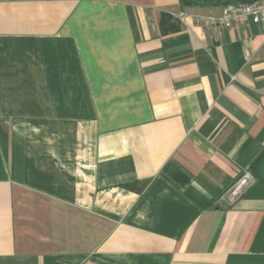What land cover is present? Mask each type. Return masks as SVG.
<instances>
[{
  "label": "crops",
  "instance_id": "crops-1",
  "mask_svg": "<svg viewBox=\"0 0 264 264\" xmlns=\"http://www.w3.org/2000/svg\"><path fill=\"white\" fill-rule=\"evenodd\" d=\"M223 8L0 0V264H264V180L224 193L264 152V30L191 18Z\"/></svg>",
  "mask_w": 264,
  "mask_h": 264
},
{
  "label": "built area",
  "instance_id": "built-area-1",
  "mask_svg": "<svg viewBox=\"0 0 264 264\" xmlns=\"http://www.w3.org/2000/svg\"><path fill=\"white\" fill-rule=\"evenodd\" d=\"M182 20V15L177 16ZM192 20L203 26H217L232 28L236 24L249 20L254 24H259L264 30V0H253L246 4H229L224 6L220 17L192 15ZM255 177L249 170H245L236 181L226 190V200L233 202L240 198L254 183Z\"/></svg>",
  "mask_w": 264,
  "mask_h": 264
},
{
  "label": "trees",
  "instance_id": "trees-1",
  "mask_svg": "<svg viewBox=\"0 0 264 264\" xmlns=\"http://www.w3.org/2000/svg\"><path fill=\"white\" fill-rule=\"evenodd\" d=\"M253 0H179L181 6L189 5H213V6H226L229 4H246L250 3ZM264 165V152L256 159V161L248 169L255 179L264 180L263 174L259 172V169Z\"/></svg>",
  "mask_w": 264,
  "mask_h": 264
}]
</instances>
